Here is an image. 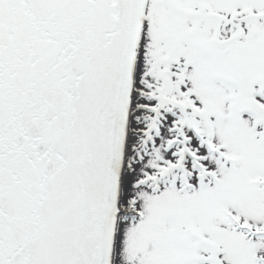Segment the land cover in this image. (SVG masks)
Instances as JSON below:
<instances>
[{"label": "snow or ice", "instance_id": "1", "mask_svg": "<svg viewBox=\"0 0 264 264\" xmlns=\"http://www.w3.org/2000/svg\"><path fill=\"white\" fill-rule=\"evenodd\" d=\"M0 264H264V0H0Z\"/></svg>", "mask_w": 264, "mask_h": 264}]
</instances>
